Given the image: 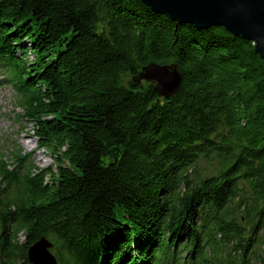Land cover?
I'll use <instances>...</instances> for the list:
<instances>
[{
	"label": "trees",
	"instance_id": "obj_1",
	"mask_svg": "<svg viewBox=\"0 0 264 264\" xmlns=\"http://www.w3.org/2000/svg\"><path fill=\"white\" fill-rule=\"evenodd\" d=\"M150 62L178 65L170 98L133 80ZM0 67L56 167L20 148L13 169L0 158V264H29L41 236L58 264H155L178 244L197 264H264V66L250 41L141 0H0Z\"/></svg>",
	"mask_w": 264,
	"mask_h": 264
},
{
	"label": "water",
	"instance_id": "obj_2",
	"mask_svg": "<svg viewBox=\"0 0 264 264\" xmlns=\"http://www.w3.org/2000/svg\"><path fill=\"white\" fill-rule=\"evenodd\" d=\"M156 13L179 23L197 28L211 25L224 27L235 36L253 44L264 66V0H141ZM135 82L146 81L161 98L173 96L181 83L182 74L176 63L150 62L133 77ZM54 244L39 237L27 249L30 264H58L51 248Z\"/></svg>",
	"mask_w": 264,
	"mask_h": 264
},
{
	"label": "rangeland",
	"instance_id": "obj_3",
	"mask_svg": "<svg viewBox=\"0 0 264 264\" xmlns=\"http://www.w3.org/2000/svg\"><path fill=\"white\" fill-rule=\"evenodd\" d=\"M255 51V50H254ZM32 56H29L31 59ZM0 71V158L8 170L15 167L14 153L20 148V154H29L31 167L44 169L51 167L56 171L53 156L45 148H39L33 136L32 124L18 116L21 109L15 104L13 88L2 81ZM29 142L31 148L26 147ZM35 171V170H34ZM20 240H24L23 235Z\"/></svg>",
	"mask_w": 264,
	"mask_h": 264
},
{
	"label": "bare ground",
	"instance_id": "obj_4",
	"mask_svg": "<svg viewBox=\"0 0 264 264\" xmlns=\"http://www.w3.org/2000/svg\"><path fill=\"white\" fill-rule=\"evenodd\" d=\"M10 74H11V72H7L6 74H2V78H6V77H9L10 76ZM1 78V79H2ZM150 83V82H149ZM16 91H17V89H16V87L14 88ZM26 147H29V148H31V146H30V144H29V142H27L26 143ZM136 259H138V258H136Z\"/></svg>",
	"mask_w": 264,
	"mask_h": 264
}]
</instances>
